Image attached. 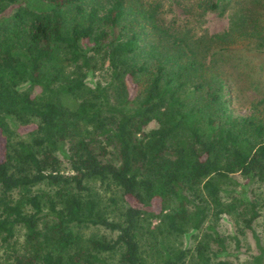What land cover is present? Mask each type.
Segmentation results:
<instances>
[{"label":"trees","instance_id":"16d2710c","mask_svg":"<svg viewBox=\"0 0 264 264\" xmlns=\"http://www.w3.org/2000/svg\"><path fill=\"white\" fill-rule=\"evenodd\" d=\"M235 1L201 7L226 13ZM142 7L0 0V241L26 232L10 264H212L227 253L217 224L248 204L255 233L259 214L233 186L240 175L264 189V100L231 110L228 82L206 60L237 43L263 51L264 5L209 39L170 34L161 4ZM107 63L109 81L93 86ZM24 129L31 140L17 141ZM97 181L119 219L93 194ZM90 227L116 238L86 236ZM257 240L252 263L264 264Z\"/></svg>","mask_w":264,"mask_h":264},{"label":"rangeland","instance_id":"374dc122","mask_svg":"<svg viewBox=\"0 0 264 264\" xmlns=\"http://www.w3.org/2000/svg\"><path fill=\"white\" fill-rule=\"evenodd\" d=\"M202 0H129V3L139 4L144 7L142 10L150 9L154 3L163 6L160 18L165 24V29L171 34L176 30L186 32L190 30L189 36L201 37L209 39L212 36L222 35L231 30L233 23L240 20L244 15L255 16L256 10L264 5V0H239L232 4V9L226 13L221 11L213 12L205 10L201 7ZM249 9L253 11H249ZM259 18V17H257ZM260 25L264 26V18L260 19ZM203 38V37H202ZM215 54L206 60L209 63L214 75L221 77L228 82L230 108L240 115H247L251 112L254 105H259L264 100V50L263 51H247L244 52L239 44L227 45L224 50L217 48ZM110 70L108 63L105 67L90 76V82L93 86L96 84L105 86L109 81ZM129 78V90L132 95L135 94V86ZM258 87V89L256 88ZM75 104V102H74ZM262 108V107H260ZM27 129H24L23 135L16 137L17 141H30L31 136L26 134ZM237 184L233 186L236 190V196L249 201L254 205L255 212L259 214L253 224V233L247 226V219L252 214L251 205H246L237 214L224 217L218 224L217 229L220 235L225 239L227 246L226 254H219L217 258L213 257L212 264L220 261L231 264H253L252 258L259 254L257 242L264 245V189L257 182L251 181L240 175L235 176ZM93 186V194L101 200L103 207L111 206V192L108 191L100 182L91 184ZM153 209L157 212L159 205L155 203ZM248 209V210H247ZM246 215L245 212L246 211ZM113 211V212H111ZM109 215L112 219H119L121 213L119 210L111 206ZM213 224V223H211ZM16 237L9 244H3L0 241V262L2 264H10L9 255L12 254V249L22 253V249L26 240V232L20 228L16 232ZM86 236L92 234L115 239L116 233H113L102 227H90L83 229ZM256 235L258 237H256ZM203 234H200L202 238ZM200 238V239H201ZM237 241L240 242L238 247ZM194 240L189 244L193 249ZM108 256V255H107ZM119 255H112L109 259L114 264H117ZM193 264V262H188Z\"/></svg>","mask_w":264,"mask_h":264}]
</instances>
